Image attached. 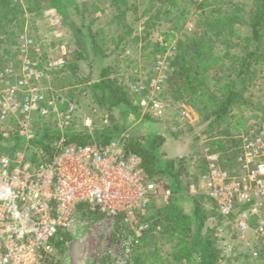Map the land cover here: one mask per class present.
I'll use <instances>...</instances> for the list:
<instances>
[{"label": "rangeland", "instance_id": "rangeland-1", "mask_svg": "<svg viewBox=\"0 0 264 264\" xmlns=\"http://www.w3.org/2000/svg\"><path fill=\"white\" fill-rule=\"evenodd\" d=\"M19 1L25 9L20 12L19 19L7 23L4 20L1 23L4 26L0 27V36L4 40L0 43V70L9 61L15 64L17 70H20L21 44L19 39L10 36L9 32L16 30L18 33H24L28 39H32L33 46L30 47L33 55L32 61L41 63L42 67L47 68L46 78L37 82V86L44 91V95L47 97L58 93L67 97L72 95L77 111L72 123L68 126L63 124L67 106L65 108L58 106L47 117L34 113L31 116L34 124V136L30 138L20 134L19 125L15 119L8 121L5 128L1 130L0 153L23 152L30 158H36L42 154L50 156L40 142L48 128L51 134L61 133L60 137L53 142L56 149L62 146L63 139L70 142L74 137L73 134L84 139L88 138L89 141L94 138L100 142L102 141L100 134L106 135L108 132H114L116 136L113 140L123 141L121 137L124 133L125 136L144 138L150 130L157 131L158 129L160 135L165 137V141L171 139L172 145L178 151V154L172 157L170 151L162 147V150H159L160 158L179 161L178 166L181 167L179 175L184 181L183 185L186 184L185 187L188 188L189 184L196 182L204 163L203 147L208 145L210 140L209 135L205 132L208 122L204 121L199 113L202 103L197 100L191 101L190 95L184 97L183 94L179 93L180 96H178L175 93L176 80L175 78L172 80L175 73L173 76H169L165 83L166 91L162 92V96L170 104V107L164 116L156 118L148 113H143L141 109L139 116L126 111L122 106L110 110L108 106L111 101L100 104L99 93H95L93 85L102 79L104 69H108L109 76L112 79L117 78L119 83L125 87L128 86V83L139 78L137 72H145L144 80H149L155 73L158 75L160 71H154L158 59L172 61L174 59L172 50L166 46L157 47V43H160V39L163 37L162 33H175L176 38L168 41L175 45L181 39H186L187 36L193 34L197 30L200 13L205 11L203 5L202 8H197L198 3L202 0L183 1L171 7L169 12L166 11V0H130L129 7L131 9L120 20L113 18L115 11L106 0H64L68 5L66 16L49 7L47 0ZM227 1L229 0L220 1L223 4V11L229 10ZM233 1L248 5L249 8L253 3V0ZM97 5L101 6V10L96 9ZM30 6L34 7V10H30ZM135 6H137L136 9H134ZM206 9H209L208 6ZM83 11L86 14L83 15ZM78 27H82L83 30L77 31ZM235 28L238 30L231 39L237 35L249 34L250 29L247 25L237 24ZM101 29H105L109 33V37L113 34L120 39L113 43L109 38L103 39L101 35H98L99 41L107 40L108 42L104 47L105 52H101V55L106 53L103 60L94 61L89 33L91 30L98 34ZM85 48L88 50L87 55L79 56V53H83L82 50L85 51ZM217 50L224 53V44L217 45ZM232 63L228 59L225 62L221 61L216 68L218 76L215 75L216 71L207 74L208 85L215 87L216 79L219 78L225 81L230 78L238 80ZM62 69L65 70L64 73L56 75V72ZM229 74L231 76H228ZM246 79L245 86L240 85L239 87L244 91L243 96L246 102L250 104L241 102V107L246 109L245 115L249 117L250 122L264 120V67H258L256 71L248 73ZM71 83L78 86L75 88L76 90L69 88ZM3 84L4 77L0 75V91ZM125 90L131 94L127 87ZM98 91L101 93L100 90ZM185 109L188 110L189 117L182 120L181 111ZM238 111L239 107L233 112ZM255 115L258 117H254ZM18 134L22 137L21 142L15 150L10 151L17 142L16 135ZM156 179L162 184H169L172 181L169 173L158 174ZM187 188L181 192L179 203L184 213L191 214L195 207L191 197L197 196L191 194ZM198 196L202 206L212 212L214 208L211 199L202 194ZM166 204L163 200H159L154 210ZM78 212L77 232L68 234L67 239L57 243L47 264H137L136 257L142 251L148 253L144 259H140L141 261H147L148 264H168L172 259L187 260L183 257L184 251H178V246L184 245L187 241L190 242L188 243L190 246H197L196 242L188 238L187 233L189 232L186 231L187 224H189L191 233H196L197 222L195 219L180 224L179 230L173 235L171 230L160 225V229L154 233L155 237H150L146 245L141 243L131 246L128 241L133 235L118 233L116 220L97 211L89 210V207L86 209L83 206L78 207ZM159 217L157 215V219ZM208 217L204 224L205 227L202 229V235H210L216 243L220 250L221 264H263L264 258L254 255V251L257 249L254 248L255 241L251 232L246 233L243 238L239 237L231 226L222 228L223 222H218L216 214L209 213ZM157 219L152 217L150 221L155 222ZM165 222L166 218L164 217L162 223ZM218 233L222 234V239ZM231 246L235 247L234 251H228ZM198 248L203 249L202 246ZM223 248L226 249V252H223ZM191 257L198 258L197 255H191Z\"/></svg>", "mask_w": 264, "mask_h": 264}, {"label": "built area", "instance_id": "built-area-1", "mask_svg": "<svg viewBox=\"0 0 264 264\" xmlns=\"http://www.w3.org/2000/svg\"><path fill=\"white\" fill-rule=\"evenodd\" d=\"M17 38L20 70L11 61L0 70L4 77L0 131L15 119L20 134L33 137L31 116L47 117L65 102L63 124L70 125L77 111L74 101L61 93L44 95L36 83L46 78L47 68L32 61V39L24 33ZM160 43L174 55L177 45L164 42L163 37ZM155 65L158 75L144 80L145 72H137L139 78L127 88L140 95L135 102L143 113L162 117L170 107L162 96L163 88L175 67L172 60L160 58ZM180 117L187 119L188 110L181 111ZM237 137L240 144L234 169L223 166L221 153L203 147L206 171L190 185L189 192L211 199L223 217L222 228L231 226L242 238L251 232L257 249L254 255L264 258V120L253 122ZM62 141L53 156L0 153V264H47L57 243L77 232L81 206L116 220V231L131 233L128 242L134 246L150 228L142 218L159 200L168 204L173 199V190L151 178L140 156L126 151L124 141Z\"/></svg>", "mask_w": 264, "mask_h": 264}, {"label": "trees", "instance_id": "trees-1", "mask_svg": "<svg viewBox=\"0 0 264 264\" xmlns=\"http://www.w3.org/2000/svg\"><path fill=\"white\" fill-rule=\"evenodd\" d=\"M47 1L49 2V7L57 10L64 16L68 14V5L64 0ZM106 1L109 2L115 11L113 13V18L119 20L123 19V15L125 16L131 9V7H129L130 0ZM166 1V11L169 12L171 7L187 0ZM220 1L222 2V0H202L198 3L197 8H202L203 5L205 11L203 10L200 13V19L197 22V30L194 31L193 34L187 36L186 39L178 41L172 61L175 67V75L172 77V80L174 78L176 80L174 88L178 96H180L179 93L183 94L184 97L190 95L191 101L197 100L199 103H202V108L199 110V113L203 120L208 122V126L205 130L210 138L208 146L222 154V164L224 167L234 169L236 157L239 152L238 146L240 144V140L237 136L253 125V122H250L249 117L245 115L246 109L241 107V102H245L246 104L250 103L246 102L243 96L244 91L240 90L241 88L239 86H245L247 82L246 75L248 73L256 71L258 67H264V0H253L252 7L250 8L248 5L246 6L241 2L229 0L227 1L229 7L227 11L222 10L223 4ZM207 6L209 9H206ZM136 8L137 6L134 7V9ZM29 9L34 10V7L30 6ZM96 9L101 10V6L97 5ZM24 10L19 0H0V27L3 28L4 25L1 23L4 20L6 23L8 21H17L20 17V12ZM84 13L85 11H83V15ZM237 24L247 25L250 29L249 34L245 36L237 35L231 39L238 30L235 28ZM76 29L79 32L83 30L82 27ZM89 34L91 37V52H93L92 56H94V61L103 60L102 58L106 53L101 55V52H105L104 47L107 46L108 42L107 40L102 42L99 41L98 35H101L103 39L109 38L113 43H116V41L120 39V37L113 34L109 37V33H107L105 29H101L98 34L90 30ZM9 35L17 37L18 32L12 30L9 32ZM162 36L163 41L167 43L169 39L176 38V34L173 32H163ZM3 40V37L1 38L0 36V43L3 42ZM222 43L225 46L224 53L217 50V45H221ZM161 45V43H157V47H163ZM166 48H168V46ZM82 52L83 53H79V56H84L83 54L87 55V48H85V51L82 50ZM226 59L233 62L232 64L235 67L233 71L237 73L236 77L238 80L230 78L225 81L219 78L218 80L216 79L217 83H215V87H211V85L207 83V74L211 71H216L215 75L218 76L216 70L218 67L217 65L221 63V61L225 62ZM63 71L65 70L63 69ZM63 71H57V74H63ZM103 72L102 79L95 82L93 85L95 93H99V103L105 104L107 101H111V104L108 106L110 110L122 106L125 107L126 111L128 110L139 116L140 106L135 100H137L140 95L137 93H127V90H125L127 86L125 87V85L120 84L117 78L112 79L109 76L108 69H104ZM228 76H231V74ZM77 87L78 86L74 83L69 85L71 90ZM165 89L164 86L163 92L166 91ZM98 90H100L101 93ZM68 98L74 101L72 95H68ZM67 104V102L61 103L59 107L65 108ZM238 107L239 111L236 113L233 112ZM254 117H258V115ZM49 130V128L45 130L40 142L42 147L46 148L49 152V155L53 156L59 150L55 148L53 142L60 137L61 133L53 132L54 134H51ZM100 135L102 138L100 142L104 144L111 142L116 136L114 132ZM125 135L124 133L121 138L124 141L126 151L134 152L140 156L142 165L151 178L156 179V175L158 174L169 173L172 177V181L169 184L163 183V185L171 188L174 192V197L170 203L155 210V206L152 207L142 218V220L150 223V228L145 232L143 237H141V241L138 244L143 243L146 245L150 237H155L154 233L160 229V225L165 229L171 230V234L173 235L179 230L180 224L195 219L197 222L196 233H191L189 224H187L186 231L189 232L187 233L189 235L188 238L197 243V246L195 245L196 249H194L195 246H190L188 244L190 242L187 241L184 245L178 246V251L183 250V257L187 258V260L185 259L186 261H183L178 258V261H176L172 259L171 263L168 264H221L220 250L217 248L216 243L211 239L210 235H202V229L205 227L204 224L206 219L209 218V213L216 214L218 222L222 221L223 217L215 208L211 212L203 207L198 195H196L197 197H191L195 204L192 213L183 212L179 200L181 199V192L187 187H185L186 184L183 185L184 181H182L179 175L181 169V167L178 166L179 161H177V159L167 160L165 157L164 160L166 161H164L160 158L161 155L159 150L162 148L165 137L160 135L158 129L157 131L150 130L149 134H146L144 138ZM16 136L18 137L16 139L17 142L10 151L15 150L21 142L22 137L19 134ZM73 136V139L70 141L72 143L89 141L88 138L84 139L79 135L73 134ZM1 138L2 135L0 131V139ZM205 171L206 166L204 162L201 166L200 173L202 174ZM189 187L190 184L187 190H189ZM157 215L161 217L157 219ZM152 217L156 218L157 221L151 222L150 220H152ZM164 217L166 218V222L163 224L162 220ZM201 246L203 249L198 248ZM192 251L194 252L192 253ZM147 253V251H142L138 254V257H136L137 264H148L147 261L140 260L142 258L144 259ZM191 255H197L198 258L191 257Z\"/></svg>", "mask_w": 264, "mask_h": 264}, {"label": "crops", "instance_id": "crops-1", "mask_svg": "<svg viewBox=\"0 0 264 264\" xmlns=\"http://www.w3.org/2000/svg\"><path fill=\"white\" fill-rule=\"evenodd\" d=\"M46 63V62H45ZM60 71H63V69L62 70H60ZM64 72V71H63ZM62 73V72H61ZM56 75H57V72H56ZM162 147H163V149L165 148V149H167L168 151H170V155L172 156V157H174V156H176L177 154H178V151H177V149L172 145V143H171V139H169L168 141H164V143H163V145H162Z\"/></svg>", "mask_w": 264, "mask_h": 264}]
</instances>
